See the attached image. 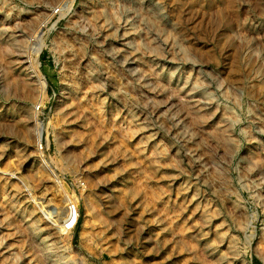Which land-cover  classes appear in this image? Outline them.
Returning a JSON list of instances; mask_svg holds the SVG:
<instances>
[{"label":"rangeland","instance_id":"rangeland-1","mask_svg":"<svg viewBox=\"0 0 264 264\" xmlns=\"http://www.w3.org/2000/svg\"><path fill=\"white\" fill-rule=\"evenodd\" d=\"M0 264H264V0H0Z\"/></svg>","mask_w":264,"mask_h":264}]
</instances>
